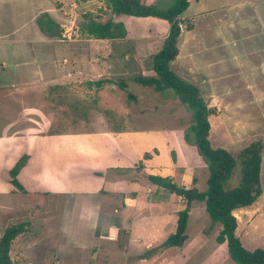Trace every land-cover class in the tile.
<instances>
[{
  "label": "rangeland",
  "instance_id": "1",
  "mask_svg": "<svg viewBox=\"0 0 264 264\" xmlns=\"http://www.w3.org/2000/svg\"><path fill=\"white\" fill-rule=\"evenodd\" d=\"M141 1L148 6L168 9L175 0ZM258 2L259 5L255 6ZM263 2L191 0L189 8L179 18V55L171 66L179 77L200 89L202 97L213 109L209 117V141L212 147L223 148L237 156L251 143H262V195L249 209L235 212L239 222L236 234L248 250L264 249ZM47 19L53 20L60 30L56 37L46 35L50 37L48 41L43 39L45 34L39 26L40 20L46 22ZM90 19L103 23L110 20L123 22L128 31L127 37L93 41L94 38L84 33V25ZM169 27L166 20L155 17L114 15L104 0H0V67H5L7 74L12 72V68L24 69V65L27 66L25 69L40 65L38 68L43 72L47 68L43 60L48 63L56 61L54 67L64 63V58L58 54V50L64 49L61 41L77 43L78 49L81 47L86 51L90 62L95 65L90 75L94 83L83 81L60 87L47 86L42 90L43 93H39V97L35 98L33 94L27 97V110L30 112L12 120L15 126L29 125L34 135L50 136L49 144L55 146L56 150L52 151L56 162L52 170L58 172L64 182L74 179L76 172L82 171L73 164L71 156L76 154L75 148L80 145L84 133L101 134L121 130L129 134V138L152 135L157 139L169 140L167 166L162 168H167L179 183L183 180L190 187L207 189V164L196 145L185 137L193 123L190 111L172 91L159 93L133 80L141 75H154L151 70L153 57L162 48ZM42 33L44 36L40 35ZM37 58L41 61H36ZM1 80L0 76V84ZM14 80H20V77L15 79L14 76ZM98 81L103 84L96 85ZM123 84L124 88L121 87ZM8 94L12 92L0 88V96L8 97ZM6 121L5 116L0 117V129L7 124ZM24 128L18 127L16 132L27 131V126ZM61 136H68L72 140L67 142ZM102 140L99 139L100 142L95 145L96 151L103 147ZM180 141L185 142V162L179 158L180 149L179 152L176 150V142ZM144 143L150 150L141 153L140 159L130 161L119 174L126 179L139 180L146 188L152 184L147 176L158 170L149 160L161 152L157 147L152 148L151 143ZM107 148L104 150V164L111 153H116L115 161L121 164L124 160L123 151L118 152L115 148L111 152L109 145ZM131 158L128 156V160ZM112 162L109 159L108 163ZM240 174L241 167L238 165L228 181V188L238 186ZM31 185L35 187L37 183L28 184V187ZM125 186L123 190L126 192L135 190L134 184L128 182ZM76 187L84 191L70 186L69 192L55 191L57 193L49 196L47 202L42 194L37 198L25 196L21 192L12 195L0 192V233L15 224L26 225L28 222L25 231L12 243V264H89V247L98 239L94 236V230L105 229L110 221H115L116 216L111 205L104 204L102 196L95 194L93 185H88L87 190L85 182L78 179ZM104 187L105 190L110 188L107 183ZM105 201L110 202L108 198ZM39 202L44 207H40ZM178 204L181 208L186 206L177 200L173 210L168 207L159 211L168 210L171 215H177V220ZM159 214L151 208L147 216L133 219V216L138 215L137 212H124V218L131 219L136 226L132 234L134 243H131L136 249L154 248L174 233L172 226L163 225L156 217ZM134 224L131 223V226ZM211 226V218L204 203L193 202L187 232L193 239L200 235V239L208 243L192 251L189 255L191 263H200L203 258H207L205 264H220V261L221 264H236L229 257L227 246L220 247L215 253L218 243L212 241L214 237L210 239L207 236L215 228L216 234H219L221 224ZM137 239L142 242L136 243ZM96 247L94 245L90 250ZM127 248L131 253V248ZM117 249L122 248L114 243L108 245L101 261L93 264H127L128 250L125 253ZM136 264H153V260Z\"/></svg>",
  "mask_w": 264,
  "mask_h": 264
},
{
  "label": "crops",
  "instance_id": "2",
  "mask_svg": "<svg viewBox=\"0 0 264 264\" xmlns=\"http://www.w3.org/2000/svg\"><path fill=\"white\" fill-rule=\"evenodd\" d=\"M258 5L259 2L255 3V6ZM255 13H257L256 10ZM40 35L44 36L43 33ZM43 39H47L48 41L50 37L45 35V38ZM54 40L57 41V39ZM94 40L104 41L105 39H93V41ZM61 42V46L64 49L58 50V54L64 58V63H58L56 67H54L56 61L52 62V60L49 63L45 62L46 60L42 61L47 67L43 72H41L40 68H38L40 65L30 69H25V67H27L26 65H24V69L12 68V72L9 74H7L6 70L4 69L5 67H0V76L2 78L0 88L2 87L6 91L12 92L13 94H8V97L3 95L0 96V101H3L0 105V117L5 116L8 120L6 121L7 124L3 125L0 129L3 131V133L0 135V192L4 191L6 194L10 193L11 195L16 192H21L25 196L30 195L36 196L37 198L38 195L42 194L44 195L43 197L47 202L49 196H53L54 193H57L55 191H65L63 193H66L69 192L68 187L70 186L78 191L79 189L84 191L82 188L76 187V180L81 179L83 182H85L87 190L88 185L94 186L95 194L102 196V202L104 204L107 206L111 205V209H113V213L116 216L115 221H110L105 229L94 230V236L98 239L96 240L97 242H94V244L89 248L91 249V247L94 245H97V247L92 250L89 249V264L101 261L100 258L105 255L106 247L113 243L122 248L119 249L120 251L126 253L128 250V256L126 257L127 264L141 263L150 259L153 260V264H205L207 258H203L200 263H191L189 255H191L192 251L197 249L200 245L206 246L208 242L206 240L200 239V235L197 236V239L194 238L195 241H193L194 239L191 237V235L189 236L187 231L186 235L188 238L180 247H170L163 249L161 248V245L164 242L163 241L160 245L154 248L149 247V250H141L139 248L136 249L131 244L134 243L132 234L136 226L134 222L131 221V219L127 220L124 218L125 211H131L132 214L137 212L138 215L133 216V219H136L147 216L150 209L152 208L154 213H160L156 217L161 221V223L163 225L166 224L167 226H172L174 231L172 234H175L177 231L179 218L176 220L177 215H171L168 210H163L161 212L159 210L166 208L169 209L168 207L173 210L174 203L177 200L179 202L181 201V203L184 202L186 205V202L181 196H178L175 193H171L167 189L155 185L148 179L147 180L152 184L145 188V185L139 180L126 179L122 177V174H119L120 171L124 170V168L128 166L130 161H134L138 158L140 159L141 153L150 150L144 141L151 143L152 148L157 147L161 152L159 156H154L151 161L149 160V163H151L153 167L158 168V170L154 172L152 176L170 178L172 182L179 187L193 188L190 187V185L185 184L183 180L181 183H179L177 180L173 179L167 168H162L167 166V142L169 140H165V138L157 139V137L152 135H137L134 138H129V134L123 133L121 130L102 132L101 134H93L91 132L84 133L83 140H81V143H79L80 145H77L75 148L76 154L74 156L72 154L71 156L73 159V164L77 165L79 169H82V171H77L74 179H69L67 182H64V180L61 178V175H59L58 172L52 170V165L56 164V162L53 160L52 151L56 150L55 146L49 144L51 139L50 136L41 137L32 134L33 132H31L32 129L28 127L29 125L23 124L20 126L18 124V126H15L16 123L12 120L16 116L26 115L27 112H30L29 109L27 110V106H29V103L27 104V97L30 98L31 94H33V96L36 98L40 96L39 93H43L42 90L44 91L47 86L59 85L60 87L64 85L67 86L68 83L80 84L83 81H88L89 84V82H93L90 75H92L91 73H93L92 71L95 69V65L93 62H90L87 52L81 47L78 49V45L77 43L75 44V42L72 44L65 43L63 41ZM36 61H41V59L37 58ZM49 71L50 73H48ZM14 76L15 79H19L20 77V80H14ZM25 126H27V131L16 132V128H24ZM23 130H25V128ZM101 137L104 139L101 142L103 147L99 151H96L97 148L95 145L100 142L99 139H102ZM152 137H154V139ZM61 138H63V140L67 139V142L72 140V138H68V136H61ZM107 145H109L111 152H113L115 148L118 150V152L119 150L123 151L124 160L121 162V164H118L115 161L116 153H111L110 155L111 157L109 159L113 160L112 163L109 164L108 159L104 164V150H108ZM184 147V141L183 143H181V141L176 142V150L178 151V149H180L179 158L185 162L184 155L186 149ZM23 156H28V160L25 166L20 170L17 179L25 189V193L17 189L11 183L12 178L10 176L11 170ZM128 156L132 158L128 160ZM120 177H122V179ZM128 182L135 185V190L129 192L123 190L126 187L125 184ZM31 183H37V186L34 187L31 185L32 187H28V184ZM106 183L108 186H110V188L105 190L104 184ZM154 187L158 190H156ZM150 188L152 190H150ZM126 195L129 197H126ZM60 196H62V194ZM106 198H108L110 202H106ZM38 205H40V207H44L43 203L41 204L39 202ZM179 205L180 204H178V208L176 209L178 213L186 208V206L185 208H181ZM131 223H133L134 226H131ZM216 225L218 224H212L211 228ZM211 231L208 232L210 234L207 237H210V239L211 237H214L212 241H216L215 237L217 238L218 236V233L216 234L217 228H215L214 231ZM2 234L0 233V235ZM141 242L142 241L139 239L136 241V243ZM193 244L194 248H191ZM128 246L131 248V253L127 248ZM225 246L227 245L218 244V246L214 249L215 253L219 251L220 247L225 248ZM172 248L175 249L171 251ZM119 250L117 249V251ZM138 251L140 253L136 254ZM150 251L152 253L147 254ZM219 263L221 264L222 261Z\"/></svg>",
  "mask_w": 264,
  "mask_h": 264
},
{
  "label": "trees",
  "instance_id": "3",
  "mask_svg": "<svg viewBox=\"0 0 264 264\" xmlns=\"http://www.w3.org/2000/svg\"><path fill=\"white\" fill-rule=\"evenodd\" d=\"M87 1V0H85ZM107 2L114 15H125L135 18L155 17L166 20L170 27L162 48L154 55L152 71L154 75L134 77L133 80L145 87L163 93L172 91L179 101L190 111L192 125L186 133V140L198 148V153L203 158L209 169L208 187L199 190L196 187H179L170 178L160 176H147L155 185L167 189L171 193L181 196L186 202V208L179 212L177 231L170 235L161 245V248L180 247L187 240V226L189 212L193 202H201L211 218L212 224H221V229L216 238L218 244H226L229 257L236 264H264V249L248 250L237 236L238 219L237 210L254 204L262 195L261 186V151L262 143L253 142L244 148L237 156L223 148L212 147L209 141L211 125L209 117L213 109L201 95L200 89L189 81L179 77L172 69L171 64L179 55V38L181 35L180 16L189 8L190 0H175L168 9H159L157 6H148L141 0H104ZM41 32L45 35L56 37L60 30L57 24L47 19L39 21ZM84 33L89 38L118 40L127 37V28L123 22L110 20L100 22L90 19L84 25ZM100 86L102 81L95 82ZM122 88L125 85H121ZM28 156H23L10 172L11 183L20 191L26 192L19 183L17 176L25 166ZM241 167V178L237 187L228 188L237 166ZM28 225L19 223L6 229L0 235V264H12L10 249L12 242L21 235ZM154 251V250H152ZM148 252L147 254H151Z\"/></svg>",
  "mask_w": 264,
  "mask_h": 264
}]
</instances>
